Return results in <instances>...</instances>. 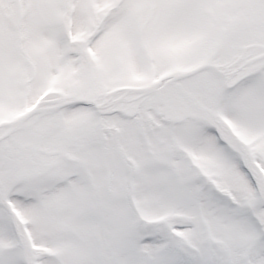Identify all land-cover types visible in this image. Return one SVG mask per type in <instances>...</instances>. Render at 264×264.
<instances>
[{
  "label": "snow or ice",
  "instance_id": "6c2138e0",
  "mask_svg": "<svg viewBox=\"0 0 264 264\" xmlns=\"http://www.w3.org/2000/svg\"><path fill=\"white\" fill-rule=\"evenodd\" d=\"M0 264H264V0H0Z\"/></svg>",
  "mask_w": 264,
  "mask_h": 264
}]
</instances>
